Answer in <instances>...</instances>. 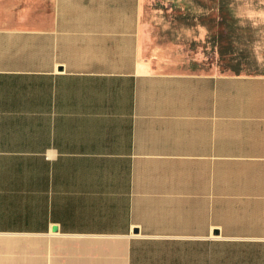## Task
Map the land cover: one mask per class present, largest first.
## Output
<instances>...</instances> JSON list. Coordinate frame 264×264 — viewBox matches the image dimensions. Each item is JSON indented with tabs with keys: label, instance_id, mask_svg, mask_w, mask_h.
I'll use <instances>...</instances> for the list:
<instances>
[{
	"label": "crops",
	"instance_id": "1",
	"mask_svg": "<svg viewBox=\"0 0 264 264\" xmlns=\"http://www.w3.org/2000/svg\"><path fill=\"white\" fill-rule=\"evenodd\" d=\"M0 264H264V0H0Z\"/></svg>",
	"mask_w": 264,
	"mask_h": 264
}]
</instances>
